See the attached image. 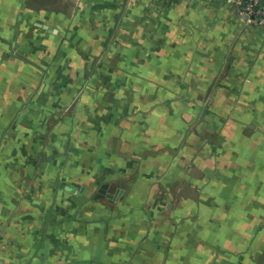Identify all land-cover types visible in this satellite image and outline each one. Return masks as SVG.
Here are the masks:
<instances>
[{
  "label": "crops",
  "instance_id": "0c3cea01",
  "mask_svg": "<svg viewBox=\"0 0 264 264\" xmlns=\"http://www.w3.org/2000/svg\"><path fill=\"white\" fill-rule=\"evenodd\" d=\"M0 264H264V28L0 0Z\"/></svg>",
  "mask_w": 264,
  "mask_h": 264
},
{
  "label": "built area",
  "instance_id": "2783aa9c",
  "mask_svg": "<svg viewBox=\"0 0 264 264\" xmlns=\"http://www.w3.org/2000/svg\"><path fill=\"white\" fill-rule=\"evenodd\" d=\"M239 7L240 12L255 25L264 28V0H220Z\"/></svg>",
  "mask_w": 264,
  "mask_h": 264
},
{
  "label": "water",
  "instance_id": "95a60500",
  "mask_svg": "<svg viewBox=\"0 0 264 264\" xmlns=\"http://www.w3.org/2000/svg\"><path fill=\"white\" fill-rule=\"evenodd\" d=\"M106 186H107V185H104V187H103L100 191H101L102 193H105V194L108 196V198H109L111 201H113V199L117 198V196H118V194L121 192V190H118L117 193H116V195H114V194H112V193H107V191H106V189H105ZM67 189H68V190H72V191H76L77 187H75V186H68Z\"/></svg>",
  "mask_w": 264,
  "mask_h": 264
}]
</instances>
